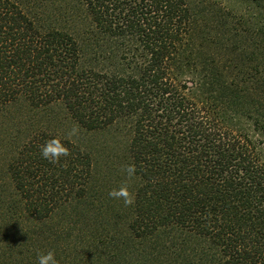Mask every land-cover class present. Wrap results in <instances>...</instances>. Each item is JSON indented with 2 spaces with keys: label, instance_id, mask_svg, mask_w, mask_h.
<instances>
[{
  "label": "trees",
  "instance_id": "obj_1",
  "mask_svg": "<svg viewBox=\"0 0 264 264\" xmlns=\"http://www.w3.org/2000/svg\"><path fill=\"white\" fill-rule=\"evenodd\" d=\"M238 3L251 53L235 75L193 47L186 0H0V117L24 104L31 125L0 138V264L49 251L58 264H264V0ZM54 107L129 135L117 161L136 168L134 205L101 192L86 227L73 222L98 198L99 164L40 121ZM57 136L71 155L54 165L40 148Z\"/></svg>",
  "mask_w": 264,
  "mask_h": 264
},
{
  "label": "rangeland",
  "instance_id": "obj_2",
  "mask_svg": "<svg viewBox=\"0 0 264 264\" xmlns=\"http://www.w3.org/2000/svg\"><path fill=\"white\" fill-rule=\"evenodd\" d=\"M186 1L195 15V24L192 31L193 47L198 49V52H201V56H205L207 58L211 57L215 59V61L217 60L216 62L220 66H218L220 71H223L222 66H225V64H227L228 72L233 71L235 75L238 74L239 69L246 71V62L247 59L250 58L251 53L250 47L246 42L249 33L244 28L236 29L237 20L234 19L233 14H231V9L234 7L240 12V14L242 13L243 15L248 16V5L238 3L242 0ZM191 68L195 70L193 66H191ZM183 79L191 81L192 75H185ZM210 86H202L198 84L197 89L202 90L201 93L203 97L209 98L212 94L209 92ZM23 108H26L24 104L16 105L8 110V113H11L14 117H0V138L4 140V143L6 142V133L8 131H13L15 125L18 124L19 121L25 120L24 117L29 114V111H27L28 109L22 110ZM50 112H52V114L49 112L47 114H41L39 116L40 121H49V119L54 121L52 122V125L55 129L59 130L58 133H60L63 137H66L68 131L72 129L74 125L77 126L74 122L66 120L64 117L66 114L62 109H60V107H54L53 111ZM2 114L5 113H0V116ZM33 122L35 123V121ZM35 124L37 127L44 125H39L38 120ZM22 125L24 130L25 127L28 128L31 126L30 121H27L25 124L22 123ZM129 138V135L125 136L116 128L103 132H87L79 129L77 135L68 138L78 142L81 146L94 153L96 161L99 164L95 181L92 184L93 195L95 196L96 193L99 192L98 198L94 200V204L92 206H89V204L86 203V208L90 209L88 213L81 216H77L74 213L72 217L73 222H81V226H79L81 229L85 228L87 225V214H90L93 208L99 204L98 201L101 192L105 195V197H107V199L113 200L109 197V192L112 189L120 188L125 181L124 179L127 178L118 172L119 161H117V157L119 154V147L126 145ZM1 144L2 142H0V145ZM0 151V174L1 177H5L7 166L5 162L6 160L4 161L5 158L2 156L5 153L3 152L2 147H0ZM8 184L10 185V183ZM6 187L9 186L7 184L4 185V182L0 178V188H4V191H6ZM118 202L119 200H116V203ZM82 207L83 208H79L78 211L85 208L84 205ZM60 220L61 217H57L53 223L51 222L49 224V226L53 224V227L58 228L60 226V222L58 221ZM74 234L76 235L77 231H75ZM63 236L66 238L68 234H64ZM0 243V247L8 245L5 241ZM23 256L24 254L19 250L16 252L14 258L21 261ZM14 262L15 260H11L8 264H14Z\"/></svg>",
  "mask_w": 264,
  "mask_h": 264
},
{
  "label": "clouds",
  "instance_id": "obj_3",
  "mask_svg": "<svg viewBox=\"0 0 264 264\" xmlns=\"http://www.w3.org/2000/svg\"><path fill=\"white\" fill-rule=\"evenodd\" d=\"M79 132L78 126H73L65 137V139L77 135ZM41 156L51 164H59L62 158L69 157L71 150L66 146L64 141L59 137L49 139L40 148ZM122 173H126V180L118 189H112L109 192V197L114 200L123 201L126 207L135 204V195L129 190V181L135 176L136 168L134 165H126L121 168ZM38 264H58L55 258V253L49 251L46 255L41 254L38 257Z\"/></svg>",
  "mask_w": 264,
  "mask_h": 264
}]
</instances>
